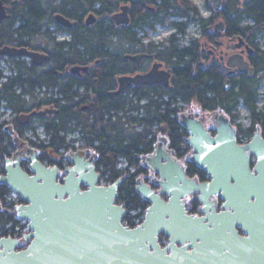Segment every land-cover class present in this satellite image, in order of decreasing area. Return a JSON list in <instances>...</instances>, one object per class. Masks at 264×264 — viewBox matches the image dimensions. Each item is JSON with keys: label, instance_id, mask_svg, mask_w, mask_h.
<instances>
[{"label": "flooded vegetation", "instance_id": "obj_1", "mask_svg": "<svg viewBox=\"0 0 264 264\" xmlns=\"http://www.w3.org/2000/svg\"><path fill=\"white\" fill-rule=\"evenodd\" d=\"M20 2V0H3L10 16L0 23L11 22L13 11L22 7ZM39 2L44 11L38 17L35 33L23 38L24 43L28 42L5 45L26 46L46 54L47 58L44 62L36 66L39 70L56 69L59 83L36 85L32 92L27 93L25 85L27 72L24 62L31 65L33 64L31 59L26 55L0 54V153H3V156H0L2 163L0 173L6 172V159L9 157L18 158L22 168L31 173L32 155L34 154L46 166L57 165L60 168L58 179H62L66 174L65 168L74 164L71 153L83 150L85 151L83 160L87 161L94 156L95 170L102 174L103 165L95 147L103 140L94 134L91 135L82 120L74 116L70 117L67 129L60 131L66 142V145L62 144L61 146L51 141L52 134L47 131L45 124L46 119L57 117L61 112L60 106L64 103L78 104L80 102V110L83 111V114L89 112L90 104L83 98L89 97L92 89L73 81H70V87L66 89L68 93L63 87L67 86L66 82L70 76H85L102 66V57H94L90 54V51L97 47L94 35H97L95 32L98 29L104 31L105 40L109 42L103 48H109L111 52L115 53L116 86L114 89L118 87L119 78L122 76L146 74L154 68L158 77L164 71L170 72L167 85L160 79L153 83H131L121 94H118L125 95L127 98L130 95V98L135 100L168 99L173 88L176 69H181L184 75L185 71L189 70L193 76L200 71L205 72L206 79H208L207 77L211 78L208 82L220 81L226 90L231 88L234 81L243 78L259 79L260 72L264 71V69L258 70L256 66L262 57L264 47L256 41L250 42L241 33H236L235 18L241 10L233 15L230 14L225 6L226 0H221L219 8L216 6V2H211V0H204L202 5H197L192 0H39ZM245 2L246 0H241L238 3L241 9ZM204 11L207 13L205 14ZM57 14L63 15L72 24H64L57 20ZM221 21L224 24L223 28L218 26ZM194 24L196 25L195 29H192ZM5 32L9 33L8 27L5 28ZM239 42L240 45H238ZM99 47L102 48V46ZM74 52L77 53V57L71 55L70 58V53ZM234 54H238V58L234 62H228V59ZM245 62L253 67L251 74L239 70V64ZM74 66L80 68L74 72L72 71ZM228 81L229 84H227ZM7 83L12 84L15 96L24 97L30 101L28 107L16 110L7 103L5 93L2 91ZM146 89L148 90L144 93ZM110 91L109 96L112 99L118 96H111ZM68 95H70V102H68ZM3 103L5 107H2ZM188 104L190 103L188 102ZM150 107L152 110L153 105ZM46 108L51 110L41 114L40 111ZM176 109L179 111L176 114L180 120L184 112L201 118L212 134L216 132L215 115L217 112H222L230 118L235 126L238 142L248 141L246 132L243 130L250 128L252 123L246 128L243 127L244 125L237 116H233V113L237 114V110L231 114L227 110L217 108H199L195 111L188 110L187 107ZM105 110L102 109V114L98 118V122L101 124H105L107 121L104 117ZM89 117L90 119L95 118L92 114ZM131 124L133 125L132 129L136 132L148 129L146 126L137 128L135 121H132ZM162 126L165 128L166 123L158 124L156 127L150 126V132L148 130L147 134L143 136L148 148L144 150L142 148L139 153L140 160L134 166V172L130 173V175L135 174V189L138 182L144 180L164 199L169 198V193L163 187V183L167 179L162 176L161 170L146 163L144 158L146 155L156 156L155 147L161 137L163 143L159 153V164L168 163L169 160L166 157L168 155L189 179L200 183L212 180V175L192 158L194 150L187 140V128L183 125L186 132L184 131L182 139L177 141L170 139L167 131H161ZM256 130L262 131L260 123L254 124L253 133ZM107 131L104 132L102 129L100 134L107 135ZM108 139L109 137H105L104 142ZM125 141L130 142L131 137ZM253 159L255 160V157H252ZM173 174L177 176L178 172L175 171ZM82 187L85 188L86 184H83ZM121 192L117 198L118 202L128 208L124 215V221L126 224L135 225L141 219L137 223L133 221L130 214L133 203L129 198L131 196L139 198L140 205L135 206L138 208L139 217L151 202L141 196L137 190L136 193L130 194L125 190ZM200 195L201 191L199 190L188 193L184 197V207L188 213L203 217L206 222L210 221L211 216L217 215L222 218L225 216L223 212L232 209L230 205L224 204L225 199L221 191L211 193L208 203L201 200ZM3 200L4 203H0V237L12 236L23 239L24 235L29 232L28 222L13 218L5 210L7 206H13L14 201L22 202L21 196L18 195L14 198L8 187ZM12 209L15 213L14 207ZM237 228L240 233H244L240 225ZM159 241L163 246L168 245L171 241V234L167 231L160 232ZM27 244L28 242H23L19 248H23Z\"/></svg>", "mask_w": 264, "mask_h": 264}, {"label": "water", "instance_id": "obj_2", "mask_svg": "<svg viewBox=\"0 0 264 264\" xmlns=\"http://www.w3.org/2000/svg\"><path fill=\"white\" fill-rule=\"evenodd\" d=\"M211 2L219 8L221 0ZM240 2L226 0L230 14L241 10ZM9 16L0 0V21ZM56 17L64 24H72L61 14ZM218 26L223 28V22ZM0 54L26 55L34 65L47 58L44 53L15 45L0 47ZM237 55L228 62H234ZM238 67L250 74L253 71L248 62ZM79 68L74 66L72 71ZM169 74L164 71L158 77L154 68L146 74L122 76L110 95L121 94L133 82L153 83L160 79L167 85ZM181 123L188 130L192 158L213 178L204 183L189 179L168 155V163L159 164L161 137L155 147L156 156L144 158L167 179L163 187L169 198L164 199L140 180L136 190L151 203L143 220L133 226L123 221L128 208L117 201L124 177L102 183L94 156L83 160L85 151L71 153L74 164L65 168L62 179H58L57 165L46 166L34 154L31 173L22 168L18 158H7L0 184L21 195L22 202L14 205V211L28 221L29 232L23 239L0 237V264H264L263 132L256 130L247 142L239 143L235 126L222 112L215 115L214 134L192 113L184 112ZM194 190L201 191L200 198L205 203L211 193L221 191L224 204L232 209L223 212L222 218L211 216L206 222L184 207V197ZM238 225L244 233L239 232ZM162 231L171 234L166 246L159 241ZM23 242L28 244L19 248Z\"/></svg>", "mask_w": 264, "mask_h": 264}, {"label": "trees", "instance_id": "obj_3", "mask_svg": "<svg viewBox=\"0 0 264 264\" xmlns=\"http://www.w3.org/2000/svg\"><path fill=\"white\" fill-rule=\"evenodd\" d=\"M22 7L16 8L12 17L10 18L8 24L0 23V46L5 44H15L23 43L26 44L24 39L27 35H33L37 29V20L40 14L44 11L41 7L39 0H20ZM250 19L253 21L252 24H242L243 19ZM9 28V33L5 32V28ZM235 29L236 33H241L246 36L250 42L254 43L255 37L258 32L264 30V0H246L244 6L241 9L239 15L235 18ZM94 35L95 50H91L90 54L94 57L101 56L103 63L101 67L94 69L91 74L85 76H70L69 80L66 82L67 86L63 87L65 92L68 93L67 87H70V81L84 84L86 88L92 89V93L89 97L83 98V100L88 101L90 104L89 112L83 114L80 110V102L78 104L64 103L61 107V112L57 115L55 119L49 118L45 121L47 131L50 132L51 141L53 143H58V145H66L65 137L60 134L61 130L67 129L69 119L74 116L77 119L82 120L87 125V130L90 134L98 138H102L103 141L95 148L98 152L99 159H101V164L103 165L102 174L108 173L105 181L112 182L121 176L120 170L116 168L120 158L126 157L131 164L136 166L140 160L139 153L144 149H147V144L145 143L143 136L147 134V131L151 130L153 124L163 125L166 123V127H161V131H167L168 137L170 139L180 140L182 139V133L184 129L181 123L180 117L176 114L177 106L172 104L176 100H182L183 102H189L190 106L187 107L188 110H198L199 108L208 109H220L227 110L233 113L236 110L240 102L244 103L251 111V116L253 120L260 121V126H262V131L264 133V114L261 110H258L257 100H258V84L260 79H242L239 81H234L231 88L226 90L222 82H208L211 78L206 79L205 72L200 71V73L193 76L189 70L185 71V75L182 73L181 69H176L177 73L175 75L173 88L170 91V97L168 99L161 100H148L147 103L141 106L145 109V114L137 117H132L127 115V118L132 121L140 123L146 128L144 131L136 132L130 126H125L124 122L107 120L105 124L98 122L100 114H102V109H106L105 112L112 109L126 110L128 108H139L140 104L138 102L134 103L132 99H125L123 95L115 96L113 99L109 96V91L114 89L116 86L115 81V71H116V61L115 53L111 52L109 48H103L109 42L105 40L104 31L98 29ZM102 46L100 48L99 46ZM73 57H77V53H70ZM26 69V92L30 93L36 85H55L59 83V76L56 74V69L49 68L47 70H39L36 65L24 62ZM257 69H264V50L262 51V57L257 63ZM63 70V69H60ZM209 76V73H208ZM12 84L7 83L3 92L5 93L7 103L16 110H23L25 107L29 106V102L24 97H19L14 95V90L12 89ZM148 89L144 91L147 92ZM6 93L8 94L6 96ZM66 93V94H67ZM70 102V95H68ZM150 105H153V111L150 109ZM140 106V107H141ZM157 107V108H156ZM92 114L95 118L90 119L89 115ZM233 116L237 114L233 113ZM89 117V118H88ZM105 117V113H104ZM131 122V121H129ZM107 131V135L100 134V131ZM167 129V130H166ZM160 131V130H159ZM248 135H252L254 131V124L243 130ZM102 136V137H101ZM109 137L107 141L104 142V138ZM127 137V138H126ZM131 137L130 142H126L128 138ZM129 141V140H128ZM143 144V145H142ZM144 146V147H143ZM1 152V150H0ZM3 156V153H0ZM135 174L124 178L118 195L121 191L125 190L127 193H136L135 189ZM8 187L0 184V203H4L3 197ZM130 202L133 203L131 207L140 205L139 198L131 196ZM10 216H13L12 206H7L5 208ZM4 212V211H3Z\"/></svg>", "mask_w": 264, "mask_h": 264}, {"label": "rangeland", "instance_id": "obj_4", "mask_svg": "<svg viewBox=\"0 0 264 264\" xmlns=\"http://www.w3.org/2000/svg\"><path fill=\"white\" fill-rule=\"evenodd\" d=\"M194 3H196L197 5H202L203 4V1L204 0H192ZM205 12V11H204ZM207 12H205L206 14ZM252 24L253 21L250 20V19H243L242 20V24L245 25V24ZM195 24L192 26V29H195ZM255 41L257 43L260 44V46L264 47V30L262 32H258L256 37H255ZM259 84H258V87H257V90H258V93H259V96H258V100H257V106H258V110H261L264 114V71H261L260 72V76H259ZM125 97V99H127V97L125 95H123ZM128 99H131L130 98V95H129V98ZM132 100V99H131ZM135 101V100H134ZM145 101H140L139 104H143ZM176 105L177 107H183V108H186V107H189L190 105L188 104V102H183L182 100H176L172 106ZM2 107H5V104L3 103ZM145 110V109H143ZM237 110V111H236ZM236 113H237V118L238 120H240V122L244 125L243 127H248L255 123H260V121H257V120H253L252 116H251V111L250 109L242 102L239 103V105L237 106L236 108ZM253 120V122H252ZM156 125H158V123L156 124H153V127H156ZM247 137H249V135L247 133H245ZM78 137V136H77ZM1 161H0V166H1ZM118 167V170H120V174L121 175H127L132 172H134V169L133 166H130L128 161L125 159V160H120V162L117 164ZM107 175H104L102 177V180L105 181ZM122 193V192H121ZM138 212L137 209L135 208H132V211H131V216L133 218V221H137L139 219V215H138Z\"/></svg>", "mask_w": 264, "mask_h": 264}, {"label": "built area", "instance_id": "obj_5", "mask_svg": "<svg viewBox=\"0 0 264 264\" xmlns=\"http://www.w3.org/2000/svg\"><path fill=\"white\" fill-rule=\"evenodd\" d=\"M133 100H135V99H133ZM143 100L145 101L143 104L148 102V99H141V100H137L136 99L134 101V103H136V102L139 103L140 101H143ZM140 106H141V104H140ZM140 106H139V108H128L126 110V112H124V110H120V109H112L110 111L105 112V118H106V120H110L111 119L112 121L121 120L122 122H124L125 126H130V127L132 126L133 127V125L131 124L132 120L127 118V115H130L132 117H137L138 115L139 116L144 115L145 114V110H143L144 108L142 106L141 107ZM129 121H131V122H129ZM136 124H137V128L143 127V125L140 124V123L136 122ZM122 159L125 160V158H122ZM105 175H108V173H106ZM11 193H12L14 198H16L18 196V194L15 193V192H11ZM14 218L18 219V217L16 215L14 216ZM21 221L25 222V220H21ZM137 221H139V219Z\"/></svg>", "mask_w": 264, "mask_h": 264}]
</instances>
